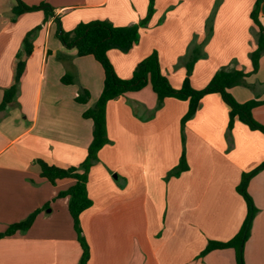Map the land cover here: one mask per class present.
<instances>
[{"label":"crops","instance_id":"1","mask_svg":"<svg viewBox=\"0 0 264 264\" xmlns=\"http://www.w3.org/2000/svg\"><path fill=\"white\" fill-rule=\"evenodd\" d=\"M257 0H155V11L129 51L108 52L116 73L132 77L138 64L157 51L163 73L180 89L188 53L204 45L190 81L205 88L224 67L252 71L258 31L251 20ZM42 10L13 20L15 0H0V105L15 78L24 38L42 25L26 59L16 98L0 110V233L41 210L30 229L0 239V264H79L82 247L69 211L59 197L75 179L55 184L37 163L79 166L92 142L93 121L84 117L99 99L104 70L93 56H78L58 38L59 25L72 31L93 20L115 26L139 23L149 0H23ZM264 18V1L260 6ZM69 76L71 82L63 78ZM87 90V103L76 97ZM241 103L264 100V54L246 85L230 89ZM189 102L168 98L162 105L151 86L107 105L110 143L89 172L93 205L81 216L91 257L88 264H236L233 248L200 254L210 240L229 241L241 229L247 204L237 187L242 174L264 162V134L237 120L229 132L230 109L219 94L205 96L185 126L188 171L166 180L179 163L181 121ZM264 125V104L253 110ZM258 208L244 247L245 264H264V169L248 184ZM48 205V206H47ZM47 206V207H46Z\"/></svg>","mask_w":264,"mask_h":264},{"label":"trees","instance_id":"2","mask_svg":"<svg viewBox=\"0 0 264 264\" xmlns=\"http://www.w3.org/2000/svg\"><path fill=\"white\" fill-rule=\"evenodd\" d=\"M263 1L257 0L251 13V20L258 31L257 47L250 54L252 71L245 72L229 67L221 68L215 73L209 84L199 90L192 86L190 76L196 62L205 57L200 47H194L188 53L186 62L187 77L180 89L174 88L168 77L163 73L157 51H153L152 54L142 60L129 79L119 77L109 59L108 52L110 50L118 49L121 51H129L134 45L139 43L141 29L148 25L155 11V0H149L147 17L139 23L130 26H115L109 21L93 20L87 23H79L72 31H66L60 26L61 23L59 20H57L59 25L58 38L64 46L69 49H76L78 56H93L102 66L105 77L103 91L99 99L92 108L84 113V117L91 119L94 125L92 142L88 148V154L84 162L79 166H70L67 168L49 165L43 160L37 162L41 168V175L53 184L57 180L66 178L75 179L76 181L71 188L61 192L59 197L69 198V211L74 221L78 241L82 247V256L79 264H88L91 257L90 245L83 234L80 216L93 205V201L88 193L90 169L100 161V150L110 143L107 131L106 110L111 100L123 96L126 93L139 91L146 86H151L158 98L159 105H162L168 98L189 102L188 112L181 121L182 155L178 165L168 173L166 180L171 177H179L182 173L188 171L189 164L185 148V126L198 111L202 99L209 94H219L224 103L229 107V132L233 130L235 122L239 120L251 130L260 131L264 134V125L258 122L253 116V110L264 104V100L253 99L241 103L230 92V89L235 86L246 85V79L259 69V61L264 54V18L260 14V6ZM15 2L16 4L12 9L14 21L21 14L36 10H42L44 12V23L54 15L53 7L47 4L29 6L22 0H15ZM42 26L43 24L27 32L22 48L17 54L18 62L15 68L14 82L4 90L0 110L5 109L16 98L22 76L26 69V59L34 51V38L37 32L42 29ZM63 81L65 83L71 82L69 76H65ZM89 98V92L84 90L76 97V101L85 104L89 101ZM263 169L264 162L254 170L244 172L241 182L237 187L238 192L247 204V216L240 231L229 241L210 240L205 250L200 254V258H203L214 250L233 248L236 252V264H245L244 247L250 237L254 218L258 213V208L248 192V184ZM40 211L36 210L24 220L10 224L4 232L0 233V239L13 236L18 232L28 231Z\"/></svg>","mask_w":264,"mask_h":264},{"label":"rangeland","instance_id":"3","mask_svg":"<svg viewBox=\"0 0 264 264\" xmlns=\"http://www.w3.org/2000/svg\"><path fill=\"white\" fill-rule=\"evenodd\" d=\"M23 1V0H22ZM42 4H45V3H42ZM41 5V4H40ZM204 48V45H201L200 49L202 51V49ZM205 57H203L202 59H204ZM200 60V59H199Z\"/></svg>","mask_w":264,"mask_h":264}]
</instances>
